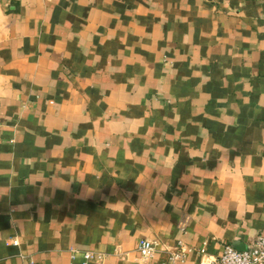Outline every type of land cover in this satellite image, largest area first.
<instances>
[{
	"label": "crops",
	"instance_id": "1",
	"mask_svg": "<svg viewBox=\"0 0 264 264\" xmlns=\"http://www.w3.org/2000/svg\"><path fill=\"white\" fill-rule=\"evenodd\" d=\"M0 120V264L246 248L264 235V0H0Z\"/></svg>",
	"mask_w": 264,
	"mask_h": 264
},
{
	"label": "built area",
	"instance_id": "2",
	"mask_svg": "<svg viewBox=\"0 0 264 264\" xmlns=\"http://www.w3.org/2000/svg\"><path fill=\"white\" fill-rule=\"evenodd\" d=\"M2 120H0V126ZM182 230H185L189 225V218L186 217L180 222ZM73 250V256L77 253V249ZM145 250H148V256L145 257ZM159 250V245L151 239H142L139 243L140 259L143 261L151 260ZM194 250L191 246L178 240L175 247L172 248L169 257L161 264H177L178 262H186L190 253ZM203 254H206V249H199ZM84 254L83 264H89L92 260H101L104 255L97 252L86 250ZM211 258V257H210ZM200 264H264V235L259 234L252 239L246 248H239L237 245L226 244L223 253L210 259L207 263Z\"/></svg>",
	"mask_w": 264,
	"mask_h": 264
},
{
	"label": "clouds",
	"instance_id": "3",
	"mask_svg": "<svg viewBox=\"0 0 264 264\" xmlns=\"http://www.w3.org/2000/svg\"><path fill=\"white\" fill-rule=\"evenodd\" d=\"M148 250H145V257L147 258V256H148Z\"/></svg>",
	"mask_w": 264,
	"mask_h": 264
},
{
	"label": "water",
	"instance_id": "4",
	"mask_svg": "<svg viewBox=\"0 0 264 264\" xmlns=\"http://www.w3.org/2000/svg\"><path fill=\"white\" fill-rule=\"evenodd\" d=\"M241 249H243V248H241Z\"/></svg>",
	"mask_w": 264,
	"mask_h": 264
}]
</instances>
